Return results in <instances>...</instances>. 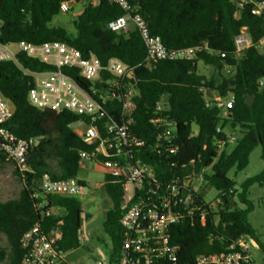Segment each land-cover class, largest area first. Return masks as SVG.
I'll return each mask as SVG.
<instances>
[{"label":"trees","instance_id":"trees-1","mask_svg":"<svg viewBox=\"0 0 264 264\" xmlns=\"http://www.w3.org/2000/svg\"><path fill=\"white\" fill-rule=\"evenodd\" d=\"M81 1L85 4L72 23L74 34L52 24V19L60 14L62 3ZM128 1L138 7L150 33L159 36L167 49L206 45L207 50L190 60L158 61L147 66L146 48L137 30L132 28L126 34H118L107 29L110 20L123 14L110 0H98L97 4H92V0H0V39L4 43L25 41L33 45L60 41L78 50L84 58L93 54L105 64L115 57L134 69L137 94L129 128L143 143L136 157L152 166L160 179L171 173L201 174L211 167V174L204 175V179L221 200L217 213L209 215L205 223L185 221L173 227L171 240L178 247L182 264L191 263L200 254L220 253L245 236L254 238L260 246L247 220L252 211L248 189L253 184H264V168L239 187L228 175L244 170L258 146L264 165V55L255 47L264 36V16H252L249 6L238 16L230 0ZM242 28H246L252 46L236 56L234 37ZM17 60L29 71L54 69L25 54H19ZM199 61L212 66L219 78L199 75ZM225 66L233 67L227 77L222 74ZM61 71L82 87L90 85L76 70L63 67ZM32 84V78L13 62H0V93L14 106L13 116L4 127L17 138L38 141L28 152V171L16 169L23 184L19 196L0 202V235L7 242V249L0 248V262L7 260V264H21L22 236L35 225L46 234L58 230L61 234L58 247L62 252L67 254L79 247L77 230L82 214L79 197L51 195L41 199L35 194L44 175L53 180L78 179L79 153L95 149V145L84 143L71 128L81 117L67 111L40 110L29 104L27 94ZM201 87L220 96H233L234 104L226 118L220 117L219 110L205 107ZM160 103L166 107L161 113L156 111ZM117 104L114 100L105 105L116 122ZM161 116L176 122L179 150L171 159L178 163L174 169L154 147L156 130L152 120ZM218 125L222 130L226 126L238 128L241 136L230 153L223 150L217 157ZM4 161L5 157L0 156V162ZM103 185L112 204L106 212L103 229L111 243L109 261L115 264L122 241L119 224L123 214L122 192L108 178H104ZM50 209L55 214L46 215Z\"/></svg>","mask_w":264,"mask_h":264},{"label":"built area","instance_id":"built-area-1","mask_svg":"<svg viewBox=\"0 0 264 264\" xmlns=\"http://www.w3.org/2000/svg\"><path fill=\"white\" fill-rule=\"evenodd\" d=\"M230 1L236 7L238 16L246 6H249L252 16H264V0ZM110 2L120 8L123 14L110 20L106 24L107 29L118 34H126L132 28L137 30L146 48L147 66L158 61L190 60L197 53L207 50L206 45L167 49L159 36L150 33L138 7L132 6L128 0ZM70 3H62L60 13L69 12ZM97 3L98 0H92V4ZM234 45L236 56L252 46L246 28H242L234 37ZM255 47L264 55V36ZM19 54L37 59L54 69L44 72L24 69L17 60ZM220 56L223 58L224 54ZM3 61L13 62L32 78L33 84L27 94L30 105L56 113L67 111L81 117L77 123L81 124L82 129L77 134L84 143L95 145V149L79 153V167L82 161L91 162L100 169L104 178L120 187L123 214L119 224L122 241L115 264H182L178 258V247L171 240L173 227L185 221L205 223L209 215L217 213V205L221 200L217 196L213 202L206 200V193L199 189L201 184L194 185L199 174L190 172L179 176L171 173L160 179L152 166L136 157L143 143L129 128L137 94L134 69L115 57L108 59L105 64L93 54L84 58L78 50L60 41L33 45L25 41L4 43L0 39V62ZM63 67L76 70L90 85L82 87L61 71ZM224 69L227 74L233 71L231 66H225ZM199 91L203 94L206 108L219 110L222 119L227 117L234 104L232 95L211 96L212 92L203 87ZM114 100L118 103L117 122L105 109L107 102ZM165 109L162 103L156 107L160 113ZM13 113L14 106L0 93V156L13 163L19 172H25L28 171V152L38 141L17 138L4 127ZM152 124L156 130L154 147L158 149L157 154L169 160L171 168H177L178 163L171 160L179 150L176 122L161 116L153 119ZM216 133L218 157L228 144H236L237 138L225 135L220 125ZM51 195L81 197L86 195V186L78 179L53 180L44 175L35 197L46 199ZM51 213L55 214V210L50 209L45 214ZM82 217L83 213L81 221ZM209 236L213 237L212 234ZM60 237L56 229L46 234L39 225L32 227L21 239L24 249L21 264H71L66 261V253L58 247ZM77 240L79 244L87 240L82 224L77 230ZM258 248L254 238L245 236L229 244L220 253L200 254L191 263L185 264H256L251 251ZM98 255L99 259L94 264H106L108 256L103 252H98Z\"/></svg>","mask_w":264,"mask_h":264},{"label":"rangeland","instance_id":"rangeland-1","mask_svg":"<svg viewBox=\"0 0 264 264\" xmlns=\"http://www.w3.org/2000/svg\"><path fill=\"white\" fill-rule=\"evenodd\" d=\"M97 1V0H93ZM85 1L80 3H70V10L67 13H60L52 19L54 26L65 28L69 33H75L72 25L76 14L81 11ZM197 73L205 76L207 79H218L215 69L210 65H204L203 62L197 63ZM223 76L227 77L226 70L222 71ZM210 95H217L216 92ZM72 130L77 133L82 129L81 124L76 123L71 126ZM196 131V129L194 128ZM194 131V132H195ZM225 135H233L237 139L240 138L241 132L237 129H232L226 126L223 129ZM235 144H228L225 149L230 153L234 149ZM264 165L260 158V147H256L249 156V164L247 167L235 173H229V177L236 182L237 187L241 185L246 179L257 176L263 171ZM211 167L204 170L199 177L194 180V185L199 186L202 192L206 193V200L213 202L217 196V192L204 179V175L211 174ZM79 178L86 179L88 183L86 186V195L79 197L81 202V209L83 213L81 224L87 234V240L81 242L79 247L66 254V261L71 264H94L99 259L98 252L107 253L111 250V243L109 237L104 232L103 223L105 221L106 212L111 208L112 204L107 196L100 169L93 163L82 161L79 171ZM23 187L22 181L16 174V167L9 161L0 162V202L15 199ZM248 199L252 205V211L248 214L247 220L254 229L258 239L259 248L252 249L251 254L256 264H264V184H253L248 189ZM92 232L91 235L89 233ZM0 248L7 249V242L4 235H0ZM106 264H112L106 259ZM0 264H7V260L0 262Z\"/></svg>","mask_w":264,"mask_h":264},{"label":"crops","instance_id":"crops-1","mask_svg":"<svg viewBox=\"0 0 264 264\" xmlns=\"http://www.w3.org/2000/svg\"><path fill=\"white\" fill-rule=\"evenodd\" d=\"M101 174H102V180L104 181L103 173L101 172ZM78 179L84 181L86 184L88 183V181L86 179H81V178H79V176H78ZM91 234H92V232L89 233V235H91Z\"/></svg>","mask_w":264,"mask_h":264}]
</instances>
